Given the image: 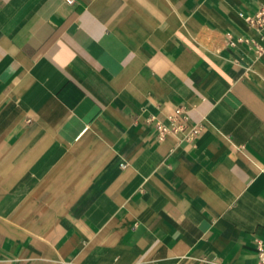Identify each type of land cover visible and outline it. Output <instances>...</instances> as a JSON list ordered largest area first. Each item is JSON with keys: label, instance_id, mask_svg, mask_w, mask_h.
<instances>
[{"label": "crops", "instance_id": "crops-1", "mask_svg": "<svg viewBox=\"0 0 264 264\" xmlns=\"http://www.w3.org/2000/svg\"><path fill=\"white\" fill-rule=\"evenodd\" d=\"M260 9L0 0V264H258Z\"/></svg>", "mask_w": 264, "mask_h": 264}, {"label": "built area", "instance_id": "built-area-1", "mask_svg": "<svg viewBox=\"0 0 264 264\" xmlns=\"http://www.w3.org/2000/svg\"><path fill=\"white\" fill-rule=\"evenodd\" d=\"M68 3H72L73 0H66ZM244 19L252 26L257 29L264 28V9H260L255 14L247 15ZM258 51L261 50V47H257ZM169 123L164 124L159 120L154 121V128L158 138H162L167 134H176L184 132L186 129V112L182 107H176L173 109L171 114L168 117ZM196 130H190L188 135H193ZM187 135V136H188ZM189 137V136H188ZM257 253H258V264H264V244L258 242L257 244Z\"/></svg>", "mask_w": 264, "mask_h": 264}]
</instances>
